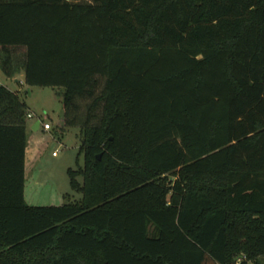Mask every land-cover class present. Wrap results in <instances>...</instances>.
Returning a JSON list of instances; mask_svg holds the SVG:
<instances>
[{
	"label": "trees",
	"instance_id": "trees-1",
	"mask_svg": "<svg viewBox=\"0 0 264 264\" xmlns=\"http://www.w3.org/2000/svg\"><path fill=\"white\" fill-rule=\"evenodd\" d=\"M0 70L62 89L83 157L28 205L0 85V264H264V0H0Z\"/></svg>",
	"mask_w": 264,
	"mask_h": 264
},
{
	"label": "rangeland",
	"instance_id": "rangeland-1",
	"mask_svg": "<svg viewBox=\"0 0 264 264\" xmlns=\"http://www.w3.org/2000/svg\"><path fill=\"white\" fill-rule=\"evenodd\" d=\"M12 53L14 56H21L20 50ZM0 85L10 91H18L20 100L25 105V114L29 113L32 116L26 119L28 129L36 121L41 124L49 123L51 126L48 131L40 128L31 132V141H37L38 158L25 170L26 203L33 206H59L67 202L79 201L81 193L71 188L68 170L76 172L83 164V157L79 150L78 128L68 126L63 129L60 126L63 110L62 89L28 87L21 83V74L15 79H10L6 78L1 70ZM87 103L88 101L82 99L77 101L78 114L85 111ZM52 153L55 155L52 156ZM75 180L81 184V175H76Z\"/></svg>",
	"mask_w": 264,
	"mask_h": 264
},
{
	"label": "crops",
	"instance_id": "crops-1",
	"mask_svg": "<svg viewBox=\"0 0 264 264\" xmlns=\"http://www.w3.org/2000/svg\"><path fill=\"white\" fill-rule=\"evenodd\" d=\"M21 74V83L23 84V74ZM19 74V75H20ZM19 75L15 76L14 78H11V79H15L16 77H19ZM15 82H18L17 80H15ZM35 123V122H34ZM33 123V124H34ZM33 124L31 125V127L28 129V136H29V139H28V146L26 148V151H25V170H26V167L35 162L38 158V149L36 147L37 145V141H31V132H33V130L31 129ZM42 128L41 127V123L39 122V128L38 130ZM24 170V172H25ZM25 199V198H24ZM26 202V201H25Z\"/></svg>",
	"mask_w": 264,
	"mask_h": 264
},
{
	"label": "built area",
	"instance_id": "built-area-1",
	"mask_svg": "<svg viewBox=\"0 0 264 264\" xmlns=\"http://www.w3.org/2000/svg\"><path fill=\"white\" fill-rule=\"evenodd\" d=\"M26 117H27V118H30V117H32V116H31V114L28 113V114H26ZM41 127H42V130H43V131H48V130L51 129V126H50L49 123H42V124H41ZM54 155H55V153H52V156H54ZM241 258L244 259L243 256H241ZM241 258H240V259H241ZM240 259L238 258L235 264H239Z\"/></svg>",
	"mask_w": 264,
	"mask_h": 264
},
{
	"label": "water",
	"instance_id": "water-1",
	"mask_svg": "<svg viewBox=\"0 0 264 264\" xmlns=\"http://www.w3.org/2000/svg\"><path fill=\"white\" fill-rule=\"evenodd\" d=\"M38 128H39V121H36L34 124H33V126H32V130L33 131H37L38 130ZM99 158V157H98Z\"/></svg>",
	"mask_w": 264,
	"mask_h": 264
}]
</instances>
